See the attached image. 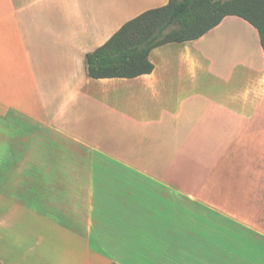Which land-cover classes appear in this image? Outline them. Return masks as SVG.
<instances>
[{
	"label": "crops",
	"instance_id": "crops-1",
	"mask_svg": "<svg viewBox=\"0 0 264 264\" xmlns=\"http://www.w3.org/2000/svg\"><path fill=\"white\" fill-rule=\"evenodd\" d=\"M168 2L0 0L2 264H264L258 30L230 15L152 73H88Z\"/></svg>",
	"mask_w": 264,
	"mask_h": 264
},
{
	"label": "trees",
	"instance_id": "trees-1",
	"mask_svg": "<svg viewBox=\"0 0 264 264\" xmlns=\"http://www.w3.org/2000/svg\"><path fill=\"white\" fill-rule=\"evenodd\" d=\"M230 15L251 23L264 49V0H169L128 21L105 44L88 53V73L97 79L152 73L153 49L199 39Z\"/></svg>",
	"mask_w": 264,
	"mask_h": 264
},
{
	"label": "rangeland",
	"instance_id": "rangeland-1",
	"mask_svg": "<svg viewBox=\"0 0 264 264\" xmlns=\"http://www.w3.org/2000/svg\"><path fill=\"white\" fill-rule=\"evenodd\" d=\"M240 26V25H239ZM252 34V33H251Z\"/></svg>",
	"mask_w": 264,
	"mask_h": 264
}]
</instances>
